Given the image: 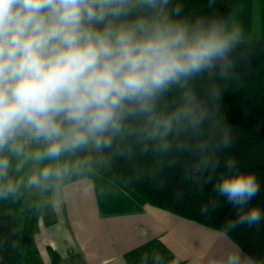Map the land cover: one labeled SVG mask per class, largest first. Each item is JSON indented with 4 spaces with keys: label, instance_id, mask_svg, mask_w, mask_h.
Listing matches in <instances>:
<instances>
[{
    "label": "clouds",
    "instance_id": "clouds-1",
    "mask_svg": "<svg viewBox=\"0 0 264 264\" xmlns=\"http://www.w3.org/2000/svg\"><path fill=\"white\" fill-rule=\"evenodd\" d=\"M168 3L0 0V153L42 162L90 142L108 144L105 134L119 132L126 115L151 111V102L180 77L223 61L234 37L216 24L170 20ZM20 137L45 147L25 154ZM223 143L228 147L229 138ZM8 169V157L0 155V179ZM60 174L45 165L28 183ZM214 190L236 210L228 229L264 220V210L251 204L258 180L235 159L225 161ZM13 191L9 183L0 194ZM223 264L241 258L228 254Z\"/></svg>",
    "mask_w": 264,
    "mask_h": 264
},
{
    "label": "trees",
    "instance_id": "trees-1",
    "mask_svg": "<svg viewBox=\"0 0 264 264\" xmlns=\"http://www.w3.org/2000/svg\"><path fill=\"white\" fill-rule=\"evenodd\" d=\"M255 2L169 0L164 13L170 20L189 27L197 21L216 24L236 42L223 61L186 76L182 117L180 77L151 102V111L126 115L119 132L105 134L109 143L100 149L114 174L147 202L226 233L255 264H264V220L228 229L236 210L214 190L225 161L233 158L240 170L255 174L260 192L251 204L264 210V0L258 37L252 26ZM31 189L32 206L21 212L0 204L2 263L44 264L32 235L48 188L43 197ZM48 251L53 264L61 262L56 250ZM125 259L184 264L159 239L129 250Z\"/></svg>",
    "mask_w": 264,
    "mask_h": 264
},
{
    "label": "crops",
    "instance_id": "crops-1",
    "mask_svg": "<svg viewBox=\"0 0 264 264\" xmlns=\"http://www.w3.org/2000/svg\"><path fill=\"white\" fill-rule=\"evenodd\" d=\"M58 158L53 168L64 177L40 182L48 184L47 202L32 235L44 264H52L49 246L60 254V264H127L125 253L152 239L184 264H223L232 253L241 264H255L226 233L154 206L128 188L94 142ZM3 180L21 191L0 194V204L16 211L31 206L29 190L16 184L12 172Z\"/></svg>",
    "mask_w": 264,
    "mask_h": 264
},
{
    "label": "rangeland",
    "instance_id": "rangeland-1",
    "mask_svg": "<svg viewBox=\"0 0 264 264\" xmlns=\"http://www.w3.org/2000/svg\"><path fill=\"white\" fill-rule=\"evenodd\" d=\"M260 7H261L260 0H256L255 5H254V15H253V23H252L253 35L256 37L261 36V31H260L261 8ZM185 81H186V76H182L181 77L182 93H181V98L179 99L180 107L178 110V114L180 115V117H182L184 115L183 93H184ZM24 150H25V154H32L35 151H38L40 149L38 147H36L34 149H29V148L27 149L24 147ZM0 155H6L9 159V169H8L7 174L12 172V176H14L16 179V181H15L16 184L22 183L23 185L22 184H20V185H22L23 191L29 190L30 193L27 196V198H29L32 201V199H31V193L33 192V191L31 192V190H33V189H31L32 187L35 189V192H38L43 197L44 188H48V184L47 183H43V184L39 183L38 185H30L28 183V180L32 175L39 176L40 171L42 170V168L45 165L51 166L52 168H53V165L56 166L57 162H59V160H58L59 158L46 159L42 162H35V161H32L31 159H27L25 156L18 157L15 154H12V153L7 152V151H5L4 153H0ZM8 177L10 179L12 178V177H10V175H8ZM60 177H64V176L60 175ZM66 177H68V176L66 175ZM40 182H43V179H41ZM8 184H9L8 181L0 179V191L5 189ZM12 186L14 188V191L12 193H18L21 191V190L19 191L18 189H16L15 188L16 186L14 184H12ZM31 206H32V203H31ZM26 208H29V207H21L19 209V211L21 212L22 210H24ZM0 264H5V263L0 262ZM58 264H60V262Z\"/></svg>",
    "mask_w": 264,
    "mask_h": 264
},
{
    "label": "built area",
    "instance_id": "built-area-1",
    "mask_svg": "<svg viewBox=\"0 0 264 264\" xmlns=\"http://www.w3.org/2000/svg\"><path fill=\"white\" fill-rule=\"evenodd\" d=\"M19 142H20V143H35V144H37L39 147H45V145H44L43 142L30 141V140H28L27 137H20V138H19Z\"/></svg>",
    "mask_w": 264,
    "mask_h": 264
}]
</instances>
